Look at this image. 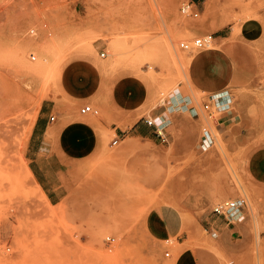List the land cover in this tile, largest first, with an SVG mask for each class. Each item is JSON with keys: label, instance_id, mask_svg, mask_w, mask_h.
<instances>
[{"label": "rangeland", "instance_id": "1", "mask_svg": "<svg viewBox=\"0 0 264 264\" xmlns=\"http://www.w3.org/2000/svg\"><path fill=\"white\" fill-rule=\"evenodd\" d=\"M186 1L0 0V264H264V0H201L195 19L180 15ZM209 34L206 47H178ZM220 88L237 111L225 127L201 110ZM47 98L63 114L90 106L99 144L55 205L24 155ZM144 119L166 122L167 142ZM236 199L234 224L212 214ZM163 207L177 236L158 233Z\"/></svg>", "mask_w": 264, "mask_h": 264}, {"label": "crops", "instance_id": "2", "mask_svg": "<svg viewBox=\"0 0 264 264\" xmlns=\"http://www.w3.org/2000/svg\"><path fill=\"white\" fill-rule=\"evenodd\" d=\"M191 1L196 6L201 2ZM63 82H67V79ZM65 85L67 84L63 86ZM224 89L226 88L212 92ZM85 96L86 94H83L81 98L75 99L73 110L85 101ZM80 114L76 111L63 114L61 102L47 98L40 103L30 127L24 149L27 168L52 205L58 204L66 196L65 183L71 176V170L78 158L99 146L95 137L96 120L81 112ZM132 129L137 136L147 135L143 125L133 124ZM176 213L173 208L160 209L158 233L161 236L179 234L181 223Z\"/></svg>", "mask_w": 264, "mask_h": 264}, {"label": "built area", "instance_id": "3", "mask_svg": "<svg viewBox=\"0 0 264 264\" xmlns=\"http://www.w3.org/2000/svg\"><path fill=\"white\" fill-rule=\"evenodd\" d=\"M77 1V0H75ZM180 15L185 18H197L199 15L197 6L191 0H188L181 4L179 8ZM213 40L212 34L193 38L189 41H183L178 44V47L181 50H190L192 48L201 49L208 46ZM104 54L102 53L101 56ZM34 59V56H31V60ZM170 101L176 105L181 104V107L188 109V101L185 97L180 94H176L170 98ZM232 105V95L228 92L227 89L208 93L204 100L201 102V110L204 115V118L211 120L215 123L214 126L225 127L233 123L237 117V113ZM80 112L82 114L94 113L90 106H84L81 108ZM146 126L153 127L154 134L162 143L167 142V135L165 133L166 122L162 121L159 125H156L150 119H144ZM214 142V136L210 128L207 125L201 127V133L198 138L197 144L200 150H206L212 146ZM245 206V201L243 199L236 200H225L223 202L215 204L211 208V212L215 216L222 217L227 221V224H234L236 220L234 219L237 214H241L243 207ZM213 236L216 234L211 233ZM168 255V254H166Z\"/></svg>", "mask_w": 264, "mask_h": 264}, {"label": "bare ground", "instance_id": "4", "mask_svg": "<svg viewBox=\"0 0 264 264\" xmlns=\"http://www.w3.org/2000/svg\"><path fill=\"white\" fill-rule=\"evenodd\" d=\"M110 40V39H109ZM109 40L107 41V42H109ZM112 40V39H111ZM111 40H110V42H111ZM172 41V40H171ZM170 41V42H171ZM169 42V41H168ZM113 43H114V41H113ZM166 43V42H165ZM110 45V44H109ZM112 45H114V44H112ZM111 45V46H112ZM166 46H169L167 43H166ZM114 47V46H113ZM195 52V51H194ZM180 57H181V55H180ZM121 125L123 126V124H122V122H121ZM120 124H118V126H121ZM126 127V126H125ZM124 147L125 148H127V149H138V148H140V146L138 145V144H131V143H127V144H125L124 145Z\"/></svg>", "mask_w": 264, "mask_h": 264}]
</instances>
